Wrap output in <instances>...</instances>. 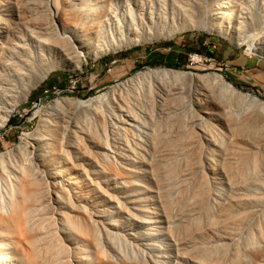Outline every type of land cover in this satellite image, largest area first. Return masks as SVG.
Segmentation results:
<instances>
[{"label": "rangeland", "instance_id": "1", "mask_svg": "<svg viewBox=\"0 0 264 264\" xmlns=\"http://www.w3.org/2000/svg\"><path fill=\"white\" fill-rule=\"evenodd\" d=\"M42 1L53 16L52 4L65 2ZM21 2L0 0V10L10 15ZM249 3L250 20L238 44L212 30L210 15L217 8ZM79 4L68 13L83 12ZM205 4L193 28L85 59L79 70L53 68L14 110L0 130V166L10 175L0 169V264H264V84L251 78L264 71V0ZM248 64L254 68L247 71ZM156 68L193 74V91L211 74L221 75L257 102L236 97L228 111L210 98L206 108L220 115L212 122L217 133L207 135L205 124H191L199 113L189 98L175 101L173 113L163 114L155 102L146 106L148 117L140 116L138 128L116 134L106 129V142L110 149L119 147L118 155L102 157L82 142L90 156L80 161L84 172L69 176L76 177L74 185L60 179L64 190H55L33 160L46 107L57 98H97ZM238 128L252 134L242 137L234 132ZM66 138L58 141L68 143ZM121 138L128 152L116 143ZM69 154L71 167L76 159ZM18 166L32 168L34 188L45 192L41 204L27 199L24 236L10 213L18 197L10 171Z\"/></svg>", "mask_w": 264, "mask_h": 264}, {"label": "bare ground", "instance_id": "2", "mask_svg": "<svg viewBox=\"0 0 264 264\" xmlns=\"http://www.w3.org/2000/svg\"><path fill=\"white\" fill-rule=\"evenodd\" d=\"M75 2L85 8L79 15L68 13V8ZM21 3L10 15L6 9L0 10V130L53 68L79 70L85 59H97L108 52L163 40L175 32L193 28L196 26L194 17L199 13L203 15L206 5L205 0H92L89 6L83 0H65L63 7L56 1L52 4L53 16L42 0H22ZM249 7L250 3L234 6L231 10L227 5L217 8L210 15L212 30L238 44V34L247 29L246 22L250 20ZM191 79L194 75L183 70L156 68L138 72L97 98H57L46 107L41 121L42 130L36 138L38 148L33 153L35 165L47 171L55 190L62 191L60 179L66 178L69 185H74L76 177L69 176L84 172L80 161L90 156L82 142L102 157L108 153L118 155L116 149L119 147L110 149L106 142V129L116 134L127 128L130 131L138 128L140 116L148 117L146 106L159 102L158 107L164 114L175 101L184 99L183 103L180 101L184 104L185 98H189L190 105L199 113L191 124L194 127L205 124L203 132L207 135L217 133L212 122L219 120L220 115V111L206 108L210 98L228 111L236 97L248 96L257 102L252 95L237 93L221 75L211 74V79L206 78L205 84L201 83V88L196 91L189 83ZM198 80L202 81L201 78ZM178 107L182 108L181 105ZM173 130L167 132L169 136H174ZM175 132L179 136L178 131ZM234 132L247 139L252 134L241 128ZM60 137H69V142H59ZM116 143L129 151L124 138ZM70 152L76 159L71 167L66 166L71 163ZM0 169L7 175L4 167L0 166ZM10 173L14 177L13 191L18 194L11 201L10 213L24 236L25 219L29 214L27 199L31 197L41 204L45 192L37 186L34 188L32 168L18 166ZM7 177H10L9 173Z\"/></svg>", "mask_w": 264, "mask_h": 264}, {"label": "crops", "instance_id": "3", "mask_svg": "<svg viewBox=\"0 0 264 264\" xmlns=\"http://www.w3.org/2000/svg\"><path fill=\"white\" fill-rule=\"evenodd\" d=\"M245 68L247 69V71H249L254 68V65L248 64V66L245 65ZM263 76H264V71H262V73L256 74L254 77L251 78L258 84L263 85L264 84Z\"/></svg>", "mask_w": 264, "mask_h": 264}]
</instances>
